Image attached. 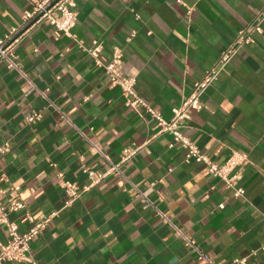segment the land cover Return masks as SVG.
Here are the masks:
<instances>
[{
    "label": "crops",
    "instance_id": "crops-1",
    "mask_svg": "<svg viewBox=\"0 0 264 264\" xmlns=\"http://www.w3.org/2000/svg\"><path fill=\"white\" fill-rule=\"evenodd\" d=\"M34 1L0 0V38ZM263 6L264 0H76L72 36L41 22L21 37L14 55L26 77L0 61V188L20 187L24 207L8 214L18 231L30 225L26 214L48 219L30 244L36 264H207L155 210L143 208L131 184L114 175L97 180L106 165L91 143L113 162L136 147L120 165L124 176L213 264L253 250L246 264H264V21L182 128L217 164L233 150L246 153L236 181L243 197L203 164L184 161L183 148L169 146L172 135L126 106L88 52L92 40L102 61L119 49L136 94L170 119L172 107ZM32 113L38 119L27 122ZM64 181L82 190L68 205ZM6 239L0 223V241Z\"/></svg>",
    "mask_w": 264,
    "mask_h": 264
},
{
    "label": "built area",
    "instance_id": "built-area-1",
    "mask_svg": "<svg viewBox=\"0 0 264 264\" xmlns=\"http://www.w3.org/2000/svg\"><path fill=\"white\" fill-rule=\"evenodd\" d=\"M175 1L181 2V0ZM76 20V0H35L32 2L31 8L23 12L20 24L0 38V61H3L8 68L26 77L14 55V48L21 37L30 28L41 22H47L57 31L67 36H72L71 30L75 26ZM263 21L264 6L259 10L255 23L238 31L235 39L219 55L211 68L207 70L200 80L193 83L188 95L177 106L172 107L170 119H165L159 110L136 94L134 90L135 77L132 75L126 76L122 72V59L119 49H115L107 61H102L99 57L101 49L97 40H92V46L88 48V52L95 59V63L104 69L110 84L119 87L124 96L125 105L141 110L152 117L159 132H168L172 135V142L169 143V146L178 144L183 148L184 161L187 162L193 159L203 164L212 176L220 178L227 187L231 188L233 196L236 197L244 196V188L238 187L236 181L239 179L238 169L248 162L246 153L233 150L223 163L217 164L208 155L199 150L198 146L183 133L182 128L185 127L189 118V111L201 108V95L216 80L221 69L243 45L251 42V34L253 32H261V23ZM40 94L45 97L44 92L40 91ZM49 103L53 105L52 102ZM38 117V113H32L26 116V121L33 122ZM91 147L102 158L103 164L106 165L105 172L97 174V180L106 175H114L131 184L143 208L155 210L158 216L167 222L174 232L182 238L184 244L196 252L199 259L204 260L207 264H213L212 260L200 250L194 238L179 230L169 220L167 214L157 208L156 204L148 197L146 190H140L124 176L120 165L136 153V147L129 146L124 148L119 162H113L98 144L91 143ZM83 172L88 176L95 175V172L88 168H84ZM61 186L67 196L64 205L70 204L82 192L77 185L70 182L64 181ZM85 188L83 187V189ZM23 207L24 203L19 186L12 185L9 188H0V223L5 227L7 233V239L4 242L0 241V264H5L8 261L36 264L31 254L30 244L43 230L48 219L35 221L30 214H26L30 225L25 231L20 232L16 223L8 218V214ZM260 249L264 250V243L260 246ZM255 253L256 250H253L247 256L234 258L229 264H246L251 255Z\"/></svg>",
    "mask_w": 264,
    "mask_h": 264
}]
</instances>
